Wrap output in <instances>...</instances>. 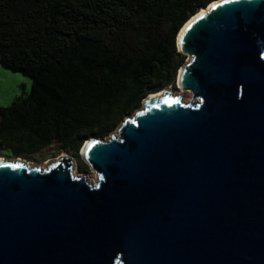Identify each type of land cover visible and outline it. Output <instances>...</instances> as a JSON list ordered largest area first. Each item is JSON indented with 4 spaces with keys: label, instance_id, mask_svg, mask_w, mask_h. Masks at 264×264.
I'll list each match as a JSON object with an SVG mask.
<instances>
[{
    "label": "water",
    "instance_id": "1",
    "mask_svg": "<svg viewBox=\"0 0 264 264\" xmlns=\"http://www.w3.org/2000/svg\"><path fill=\"white\" fill-rule=\"evenodd\" d=\"M210 5L176 37L179 96L85 140L95 183L0 161V264H264V0Z\"/></svg>",
    "mask_w": 264,
    "mask_h": 264
},
{
    "label": "trees",
    "instance_id": "2",
    "mask_svg": "<svg viewBox=\"0 0 264 264\" xmlns=\"http://www.w3.org/2000/svg\"><path fill=\"white\" fill-rule=\"evenodd\" d=\"M215 0H0V66L32 80L0 107V153L80 150L175 86L176 37Z\"/></svg>",
    "mask_w": 264,
    "mask_h": 264
},
{
    "label": "rangeland",
    "instance_id": "3",
    "mask_svg": "<svg viewBox=\"0 0 264 264\" xmlns=\"http://www.w3.org/2000/svg\"><path fill=\"white\" fill-rule=\"evenodd\" d=\"M187 61L188 59L185 56V63ZM31 87L32 80L30 78L23 76L20 72H14L8 70L5 67L0 66V107H9L11 103L15 101L16 98L20 96H26L29 93ZM166 89L170 90V92L172 93L171 95L175 97H178L181 92V90L177 88L176 84L174 88L168 87ZM180 100L184 104H188L190 101L189 93L182 91ZM115 130L111 134H113ZM111 134L104 138H100L99 140H106L109 136H111ZM59 149L60 148L58 147V145H52L50 147L42 149L37 154L22 157H12L7 152L3 151L0 153V158H3L6 161L19 160V162L32 165V167L36 169L41 166V170L44 169L42 165L49 164L51 161H57L58 158L61 156H66L74 161V170L72 173L75 177H85L87 179V183H95L96 176L80 157V150H82V147L80 150L71 152Z\"/></svg>",
    "mask_w": 264,
    "mask_h": 264
},
{
    "label": "bare ground",
    "instance_id": "4",
    "mask_svg": "<svg viewBox=\"0 0 264 264\" xmlns=\"http://www.w3.org/2000/svg\"><path fill=\"white\" fill-rule=\"evenodd\" d=\"M210 6H211V5H210ZM203 12H205V10H202V9H201L198 13H203ZM192 19H193V18H192ZM187 22H188V21H187ZM187 22H186V24H187ZM186 24H185V25H186ZM181 30H182V29H181ZM181 32H182V31H180L179 35L181 34ZM179 35H178V36H179ZM159 95H160L159 93H157V94L154 93V94H150L149 97H158ZM0 161L7 162V161L4 160L3 158H0Z\"/></svg>",
    "mask_w": 264,
    "mask_h": 264
}]
</instances>
